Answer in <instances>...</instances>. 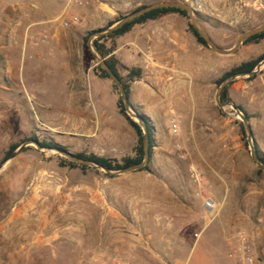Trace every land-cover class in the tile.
<instances>
[{
  "label": "rangeland",
  "instance_id": "374dc122",
  "mask_svg": "<svg viewBox=\"0 0 264 264\" xmlns=\"http://www.w3.org/2000/svg\"><path fill=\"white\" fill-rule=\"evenodd\" d=\"M162 1L189 4L224 48L264 23V0H84L81 5L38 0L43 2L39 14L59 8L57 23L66 32L61 39L66 46L49 55L45 51L34 71L27 64L18 69L11 29L14 17L34 7V0H0V163L12 145L32 137L54 141L73 154L112 157L128 151L136 134L119 113L113 82L95 75L97 61L84 39L120 16ZM64 13L65 19L78 16L80 23L63 26ZM162 19L164 26L189 31V19L179 14ZM44 35L36 34L32 43L42 45ZM128 35L119 38L123 75L131 57L142 64L137 42L127 41ZM211 53L219 59V72L209 103L174 133L167 152L157 148L155 136L153 173L109 176L91 167L71 169L61 165L63 157L34 146L11 161L0 173V264H99L96 244L111 240V227L120 222L125 233L148 241L137 248L140 259L125 264H239L240 248L249 252L252 264H264V173H257L241 120L224 114L215 101V82L264 55V39L230 56ZM48 84L54 93L44 90ZM229 97L249 114L264 155V68L253 78L232 82ZM130 98L142 113V85L131 83ZM207 199L214 209L206 207Z\"/></svg>",
  "mask_w": 264,
  "mask_h": 264
},
{
  "label": "crops",
  "instance_id": "0c3cea01",
  "mask_svg": "<svg viewBox=\"0 0 264 264\" xmlns=\"http://www.w3.org/2000/svg\"><path fill=\"white\" fill-rule=\"evenodd\" d=\"M37 1L30 3L34 7L26 13H17L13 19L12 37L17 45L21 65L18 69L27 64L28 70L36 71L45 51L49 55L66 46V42L61 40L66 38V32L57 23L59 8L42 15L39 14L42 10L39 6L43 2ZM164 16L137 25L128 33L130 35H126L127 41L137 42L142 53V64L134 63L135 57H131L129 64V67L139 65L143 71L142 79L134 82V85H142V113L150 117L155 127L157 148L167 152L173 147L174 133H181L187 119L194 116L196 109L203 110L205 103H209L212 80L219 72V59L214 58L203 45L196 43L189 31L162 25ZM41 33L46 34L48 40L40 43L42 45H34L33 37ZM120 52L118 39L117 50L114 52L118 59ZM44 90L54 93L51 84L45 85ZM60 116L66 118L65 113H60ZM135 144L128 151H120V154L117 152L112 157L132 154ZM124 226L122 222L113 223L112 239L97 242L94 258L99 264H125L140 259L137 248L148 241L141 234L132 236L125 233ZM100 245L104 249L99 248ZM107 246L113 248L109 250Z\"/></svg>",
  "mask_w": 264,
  "mask_h": 264
},
{
  "label": "water",
  "instance_id": "95a60500",
  "mask_svg": "<svg viewBox=\"0 0 264 264\" xmlns=\"http://www.w3.org/2000/svg\"><path fill=\"white\" fill-rule=\"evenodd\" d=\"M159 8H176V9H181L186 11L189 22L191 25L196 29V31L199 33V35L204 39L206 42L208 48L213 51L214 53L221 55V56H230L235 54L241 47L242 45L251 37L260 34L264 32V23L261 25H258L254 28H251L247 31L241 32L235 41V44L231 48H224L219 46L210 36L209 32L205 28L204 24L201 22V20L198 18V14L194 8H192L189 4L184 3V2H177V1H162V2H157L151 5H148L146 7L140 8L130 14H127L123 18L115 21L112 25L98 30L94 33H92L90 36H88L86 45L94 57V59L97 61L99 65L102 66V68L107 72V74L110 77V80L113 82L115 85L119 98L125 108L126 114L134 120L136 123H138L143 131V150H144V157L143 160L135 165H131L119 170H112L109 168L104 167L103 165L99 164L96 161L92 160H87L84 158H81L69 151H62L59 150L55 147L47 148L41 146V144L36 141V140H27L24 141L23 143L19 144L17 148L3 161L0 163V173L5 169V167L13 161L25 148L29 146H34L37 150L47 153V154H58L59 156L68 159L74 163L80 164V165H85L91 168H95L99 171L104 172L105 174L109 176H118L122 174H127V173H133L137 171H141L144 169V167L149 163L150 160V135H149V130L146 125V122L144 119L141 117L140 113L134 109L130 103V100L127 97L125 87L123 83L120 81V79L116 76V74L109 68V66L106 64L104 57L100 53L98 47L95 44V40L109 35L121 27H123L125 24L137 19L138 17L153 11L155 9ZM264 68V59H262L255 67L254 70L250 72H241V73H236L232 76L227 77L224 79L217 87L216 90V95H215V101L221 111L229 116L236 117L241 120L243 130L245 133V137L250 149V156L252 161L255 163V165L259 168V170L264 171V162L262 161L256 147V142L254 140V134H253V129L252 125L250 122V118L242 111L240 107H237L233 101L228 100V101H222L221 96L223 90L230 85L232 82L242 79V78H253L257 74H259ZM227 108H232V112H227Z\"/></svg>",
  "mask_w": 264,
  "mask_h": 264
},
{
  "label": "trees",
  "instance_id": "16d2710c",
  "mask_svg": "<svg viewBox=\"0 0 264 264\" xmlns=\"http://www.w3.org/2000/svg\"><path fill=\"white\" fill-rule=\"evenodd\" d=\"M146 6H148V5L141 6V7L137 8L136 10L143 8V7H146ZM136 10H134V11H136ZM173 13L179 14L180 16L188 19L187 13L184 10L176 9V8H159V9H155L153 11H150V12L138 17L137 19L125 24L123 27H121L117 31H115L109 35L100 37V38L95 40V44L98 47L102 56L104 57L106 64L109 66V68L116 74V76L123 83L127 97L130 100L132 107L136 110H137V108L133 105V103L131 102V98H130L131 97V83L135 82V81H140L142 79L143 71L139 65H134L131 67L125 66L124 70H125L126 74L123 75L121 73L120 61L116 57V55L114 54V52L117 50V40L120 37H123L126 34L130 33L133 30V28L137 25L145 24L149 21L156 20V19H158L164 15L173 14ZM124 16H126V15L120 16L119 19L123 18ZM114 22L115 21L109 22L108 26L112 25ZM188 30L195 37L196 41L199 44L208 48L204 39L199 35V33L191 25L190 22H188ZM94 32H96V31L88 33V36H90ZM88 36L85 37V39H84V41H85L84 46L86 49H87L86 40H87ZM263 39H264V32L249 38L243 45H246L249 43H258ZM262 59H264V55H262L261 57H259L257 59L242 62L240 65L235 66L230 71L224 73L215 83L217 85H219L224 79H226L229 76H232L236 73L250 72V71L254 70L256 65ZM94 73L96 76H98L101 79L110 80V77L107 74V72L102 68L101 65H99L96 62H95V67H94ZM113 86L115 87L114 84H113ZM115 89H116V87H115ZM221 99H222V101L230 100L229 85L223 90ZM117 106H118V110H119L120 115H122L125 118L128 125L134 130V132L136 134V144L132 150V154L125 155L122 157H106V156H98L95 154H86V153H76L75 155H77L81 158L87 159V160L96 161L99 164L103 165L104 167L112 169V170H119V169H122V168H125L128 166H131V165H135V164L140 163L143 160V157H144L143 131H142L140 125L138 123H136L134 120H132L126 114L125 108H124L120 98L118 99ZM241 109L249 117V114L243 108H241ZM139 113H140L141 117L144 119V121L146 122V125H147L148 130H149V135H150V144H149L150 160H149V163L141 171H147L149 173H153V171L150 167V164H151L153 149H154L155 144H156L155 127H154L150 117H148L144 113H141V112H139ZM240 125H241L242 137L246 143V137H245V133H244L243 126H242L241 122H240ZM28 140H36L43 147H47V148L55 147V148L62 150V151H68L64 146H62V145H60L54 141H47V140L39 141L38 138H36V137L29 138ZM17 146H18V144H15L9 148V150L4 155L2 162L17 148ZM256 147H257V151H258L262 161L264 162V155L262 154L257 143H256ZM26 150H28V148ZM60 160H61L62 166H66V167H69L71 169H81L82 171L90 169V167H88V166L74 163V162H72L68 159H65V158H60ZM257 173L263 174L264 172L262 170H258Z\"/></svg>",
  "mask_w": 264,
  "mask_h": 264
},
{
  "label": "built area",
  "instance_id": "2783aa9c",
  "mask_svg": "<svg viewBox=\"0 0 264 264\" xmlns=\"http://www.w3.org/2000/svg\"><path fill=\"white\" fill-rule=\"evenodd\" d=\"M73 3L75 4H83L84 0H72ZM62 18V24L65 27L73 26V25H78L80 23V18L75 15H70L65 19V13L61 16ZM48 39L47 35H44L41 38V42H45ZM206 207L208 209H214L215 208V203L211 199H207L205 203ZM236 254L239 256V264H252L254 263V259L252 256L249 254V252L244 248H240L239 250H236Z\"/></svg>",
  "mask_w": 264,
  "mask_h": 264
}]
</instances>
